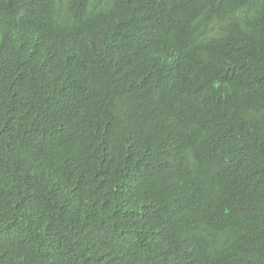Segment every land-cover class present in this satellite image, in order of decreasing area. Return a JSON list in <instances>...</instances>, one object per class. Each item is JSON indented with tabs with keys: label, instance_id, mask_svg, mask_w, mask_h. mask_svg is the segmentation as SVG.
Here are the masks:
<instances>
[{
	"label": "trees",
	"instance_id": "obj_1",
	"mask_svg": "<svg viewBox=\"0 0 264 264\" xmlns=\"http://www.w3.org/2000/svg\"><path fill=\"white\" fill-rule=\"evenodd\" d=\"M0 264H264V0H0Z\"/></svg>",
	"mask_w": 264,
	"mask_h": 264
},
{
	"label": "clouds",
	"instance_id": "obj_2",
	"mask_svg": "<svg viewBox=\"0 0 264 264\" xmlns=\"http://www.w3.org/2000/svg\"><path fill=\"white\" fill-rule=\"evenodd\" d=\"M212 20L210 19V18H208V20H207V22L206 23H210ZM205 23V24H206ZM214 23L215 22H213V23H211V24H208L207 26H205V28H206V30L208 31V32H214L216 29L214 28Z\"/></svg>",
	"mask_w": 264,
	"mask_h": 264
}]
</instances>
